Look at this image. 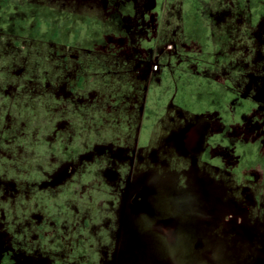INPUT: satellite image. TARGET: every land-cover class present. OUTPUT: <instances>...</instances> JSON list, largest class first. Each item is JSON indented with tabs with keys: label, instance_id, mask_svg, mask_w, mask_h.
Returning <instances> with one entry per match:
<instances>
[{
	"label": "rangeland",
	"instance_id": "obj_1",
	"mask_svg": "<svg viewBox=\"0 0 264 264\" xmlns=\"http://www.w3.org/2000/svg\"><path fill=\"white\" fill-rule=\"evenodd\" d=\"M130 1L0 0L2 259L159 264L149 256L158 207L169 194L198 193L208 182L209 199L230 196L249 224L238 228L241 214L233 227L216 219L210 235L222 239L211 264H264L248 261L264 258V147L252 144L264 138V0H201L199 15L190 14L189 0H162L149 59L115 43L118 26L130 21L121 15ZM147 1L135 3L150 9L155 0ZM132 32L136 45L147 40L145 30ZM93 40L96 49L87 45ZM146 126L149 139L141 135ZM197 126L208 157L178 145L182 131ZM227 129L237 132L229 148ZM246 132L249 142L239 138ZM244 156L251 159L241 166ZM215 162L225 166L218 174ZM186 167L182 191L177 178ZM146 177L162 205L150 219L137 218L145 225L132 227L121 248L113 228L133 205L132 185ZM171 206L192 204L184 197Z\"/></svg>",
	"mask_w": 264,
	"mask_h": 264
},
{
	"label": "flooded vegetation",
	"instance_id": "obj_2",
	"mask_svg": "<svg viewBox=\"0 0 264 264\" xmlns=\"http://www.w3.org/2000/svg\"><path fill=\"white\" fill-rule=\"evenodd\" d=\"M158 68V66H156ZM240 123L241 121L238 120ZM200 128L202 127L183 130L182 133L179 135V143L178 145L182 148V152L186 153L188 155L189 152L194 151L198 148V152L203 151L205 148L201 144V142H205L206 135L203 133H200ZM141 130V135H143L144 139H149V132H148V126L143 127ZM204 130V129H203ZM202 130V131H203ZM204 132V131H203ZM230 130L228 129L225 134L226 136L223 139V146L225 148H229V141L237 140V136H231ZM193 137L190 146L185 147L184 143L189 138ZM261 137V138H260ZM258 138H254L252 141V144L256 142V146L254 147L257 149L259 146L264 147V138L260 136ZM243 139L245 142H249L251 140H246L245 138L239 137ZM238 138V139H239ZM263 138V139H262ZM227 140V141H226ZM147 141V140H146ZM145 141V142H146ZM209 148V147H208ZM208 148L206 147L205 151L207 154ZM205 154V155H206ZM208 157V154H207ZM245 157V158H244ZM241 166H244L246 162H248L251 159V156H244ZM216 164L215 170H218L216 174H218L219 171L222 169H225V166H220L218 163ZM213 165V164H212ZM192 167V166H191ZM189 167V168H191ZM211 167V166H210ZM229 167V166H226ZM233 167H236L235 165ZM188 167L182 169V173H180L179 178H177V183H179V187L182 191H184V186L187 184L185 171L189 169ZM217 168V169H216ZM171 170H176L175 168H172ZM179 170V169H177ZM180 172V171H179ZM182 176L185 178L183 179ZM212 174L213 180H215L217 183L226 185L223 183L219 175ZM182 178V179H181ZM263 177L261 175V172L258 174V180L262 181ZM147 180V177L143 179V183H136L134 186L132 185L130 197L132 196V202L133 205L128 204L125 208V212L123 214V217H121V226L119 229L113 228V235L118 236L121 238V248H123V245L125 243V240L128 241V231L132 229V227L142 228L145 224L144 222L141 223L137 220V218L141 216H146L150 219V216H152L155 212L154 209V199L153 194L156 192L155 187L150 184H145ZM178 187V186H176ZM211 185L207 182L203 185V189L201 192L196 193V189L188 190L187 195H183L182 193L178 195V193H172L169 194V200L172 203L174 199H180V198H188L192 204V207L186 210H173L172 206L170 205V210L168 213L161 212V215L159 216V220H157L155 224V230L154 234L155 237L153 238V248L156 249V252L153 254L151 253L149 256L153 258L155 256L156 262L159 264H168L169 262H178L177 264H197V262H209L211 264L212 262H218V260L215 258V253L213 251V247H215L218 242L220 241L219 236L214 237L213 235H210L212 233V229L214 228L215 223L217 220L222 217L226 219L227 224L231 225V227L236 226L239 223V215L241 214L243 218V223L238 224V228L241 230H246L249 228L248 221L244 215L238 210V207L235 206L236 204H232L229 202L228 198L230 196H227L224 201H211L209 199V189ZM227 187V186H226ZM211 190V189H210ZM227 190L229 192V187H227ZM200 196V199L198 200V195ZM211 195V194H210ZM229 195V194H228ZM129 197V196H128ZM160 197V196H159ZM225 204H228V207L225 206ZM230 204V205H229ZM200 211V212H199ZM165 214V215H164ZM217 219V220H216ZM221 219V220H222ZM133 221V222H132ZM149 221V220H147ZM135 223V224H134ZM141 223V227L139 224ZM259 226L254 225V229L257 230ZM134 229V228H133ZM153 233V231H152ZM153 234V235H154ZM124 240V241H123ZM224 240V239H223ZM157 241V246H156ZM124 242V243H123ZM150 244V245H151ZM157 247V248H156ZM116 249H119L118 246ZM170 250V251H167ZM208 250L207 253H201L198 255L197 253L199 251ZM210 250V251H209ZM14 251V250H11ZM120 251V250H119ZM122 252V251H121ZM121 252H117V257L122 255ZM2 256H4V253L2 254V251L0 252V264H33V261L39 262V264H49V258H34L28 257V259L21 260V255L14 253V255L9 256L14 260V262H6L2 259ZM200 256V257H199ZM206 256H210L207 258ZM260 256V255H259ZM5 257H8L5 255ZM169 257H171L169 259ZM11 259V260H12ZM47 260V262L43 261ZM117 260V259H116ZM154 260V262H155ZM24 261V262H23ZM138 261V260H137ZM249 262H264V258L257 259L252 258L248 259ZM153 262V261H152ZM180 262V263H179ZM183 262V263H181ZM192 262V263H189ZM54 263V262H53ZM175 263V264H176Z\"/></svg>",
	"mask_w": 264,
	"mask_h": 264
},
{
	"label": "trees",
	"instance_id": "obj_3",
	"mask_svg": "<svg viewBox=\"0 0 264 264\" xmlns=\"http://www.w3.org/2000/svg\"><path fill=\"white\" fill-rule=\"evenodd\" d=\"M145 1H147V0H145ZM189 4H190V7H191V9L189 8V10H188V11H191L190 14L199 15L198 12H199V8H200V5H201V0H189ZM147 7H148V4H147ZM127 11L128 12L125 11V13L121 12V15L123 17L122 20H126V17H127L130 21H129L128 24L126 23V24H123V25H122V23L120 24V21L118 22V24H120V25L118 26L119 30H118V32L116 34V42L115 43L121 49L123 48V50H125L126 53H131L133 51H138L139 50V51L142 52L140 54H143L144 58H148L149 59L148 48L152 49V48L155 47L154 44L158 40L159 31H160V28H161L160 26H161L162 18H163L162 0H155V4L150 9H149V7L148 8H144V7L140 8L135 3V0L134 1H130L128 3V10ZM142 16H143V19H142ZM144 19H145L146 25H144V23H143ZM135 22H138L139 24L136 26ZM127 25H130L133 28L130 30ZM133 30H134V32L137 31V30H140V31L145 30V33L147 35V40L143 39L144 41H141V37H138L139 40H140V41H138V44L136 45L135 43H133V41H132V35H133L132 31ZM92 43H96V41L93 40ZM85 44L86 43L84 41L83 45H85ZM87 45L89 46V48H92V49H96L97 48V43L96 44H87ZM113 46H114V44H113ZM106 48L109 49V51L113 52L112 46H109V47H106ZM247 132L243 135L242 138H245L246 140H249L250 134H248ZM234 133L235 134L230 132V135L231 136H236L237 132L235 131ZM252 133H253V131H252ZM214 141H215V139H214ZM254 145L256 146V142L253 143V146ZM155 190H156V188H155ZM159 195H161L160 192H159ZM165 201H166V203L163 206H159L160 204L162 205L161 198L160 197L156 198V200L154 201V204H153L155 211H156V208L159 206L158 210H160L162 213L163 212H165V213L167 212L168 213V211L170 210L171 202H170L169 198H166ZM167 251H170V250H167ZM170 252H172V251H170ZM170 258L171 257H169V259ZM172 261H174V260H172ZM172 261L169 262L168 264H175L176 263V262H172ZM181 263H183V262H181Z\"/></svg>",
	"mask_w": 264,
	"mask_h": 264
}]
</instances>
